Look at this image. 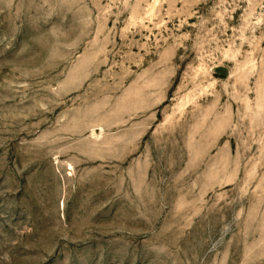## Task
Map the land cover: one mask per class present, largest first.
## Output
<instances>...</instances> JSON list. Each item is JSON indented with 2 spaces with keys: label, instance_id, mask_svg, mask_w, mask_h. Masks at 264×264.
<instances>
[{
  "label": "rangeland",
  "instance_id": "rangeland-1",
  "mask_svg": "<svg viewBox=\"0 0 264 264\" xmlns=\"http://www.w3.org/2000/svg\"><path fill=\"white\" fill-rule=\"evenodd\" d=\"M0 264H264V0H0Z\"/></svg>",
  "mask_w": 264,
  "mask_h": 264
}]
</instances>
